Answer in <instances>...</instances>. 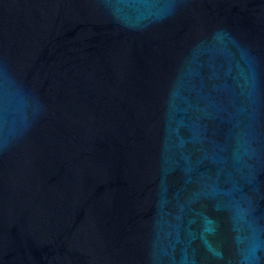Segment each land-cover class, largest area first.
I'll list each match as a JSON object with an SVG mask.
<instances>
[{
	"label": "water",
	"instance_id": "obj_1",
	"mask_svg": "<svg viewBox=\"0 0 264 264\" xmlns=\"http://www.w3.org/2000/svg\"><path fill=\"white\" fill-rule=\"evenodd\" d=\"M0 264H264V0H0Z\"/></svg>",
	"mask_w": 264,
	"mask_h": 264
}]
</instances>
